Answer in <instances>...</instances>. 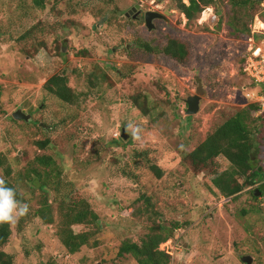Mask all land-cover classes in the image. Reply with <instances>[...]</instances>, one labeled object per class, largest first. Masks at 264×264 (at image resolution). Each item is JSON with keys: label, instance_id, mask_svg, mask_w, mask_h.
<instances>
[{"label": "rangeland", "instance_id": "obj_1", "mask_svg": "<svg viewBox=\"0 0 264 264\" xmlns=\"http://www.w3.org/2000/svg\"><path fill=\"white\" fill-rule=\"evenodd\" d=\"M260 3L252 32L262 45ZM213 6L220 20L200 25L174 0H51L45 10L31 0H0V156L14 174L51 156L101 217L98 246L71 255L58 236L56 205L55 223L47 225L33 214L40 192L30 198L26 185L31 214L21 226L20 217L12 223L13 241L5 248L14 264H137L119 256L121 245L159 226L171 236L165 243L173 251L171 264H246L244 257L264 264V196L254 199L249 187L237 200L225 198L211 190L207 174L183 162L252 103L247 93L254 85L244 71L248 39L230 38L227 0ZM150 11L166 16L151 31L145 21ZM170 37L188 45L186 62L140 46L148 40L162 49ZM56 75L68 78L79 95L76 104L46 92ZM194 96L201 97L200 112L187 116ZM19 110L32 120H15ZM47 140L50 146L41 150L37 143ZM257 166L264 171V147Z\"/></svg>", "mask_w": 264, "mask_h": 264}, {"label": "trees", "instance_id": "obj_2", "mask_svg": "<svg viewBox=\"0 0 264 264\" xmlns=\"http://www.w3.org/2000/svg\"><path fill=\"white\" fill-rule=\"evenodd\" d=\"M31 1L37 9L45 10L51 0ZM174 2L178 10L192 22L199 18L205 8L213 6L215 0H189L188 5L184 0ZM261 4L258 0H227V30L230 38L240 41L251 37L255 19L253 12ZM140 46L149 54H163L179 63L186 62L190 56L188 45L174 37H170L162 49L148 40H141ZM253 89L256 90L255 85ZM45 90L67 104H76L79 100V95L69 86L65 75H56L49 79ZM261 111L258 104L247 105L219 126L196 149L183 156L187 168L207 174L208 186L214 187L225 198L237 200L245 189L253 187L250 192L254 199H259L256 191L260 188L258 185L261 181H264V171L261 172V166H257L264 147V113ZM37 145L41 150H46L50 141L38 142ZM221 158L227 161L228 166L220 162ZM34 163L35 167L27 168L23 174H14V169L6 157L0 156V167L5 171L4 180L8 187L16 190L17 200L31 207L29 199L40 192L39 208L33 214L47 225L55 223L56 205L59 218L58 236L71 255L78 254L84 247L98 246L100 215L92 209L86 197L78 194L77 187L67 180L51 156L41 155ZM150 168L158 178L163 177V171L157 165L151 164ZM26 185L30 187L29 199L24 189ZM51 193L54 197L53 203L50 202ZM261 195L264 196V193ZM30 207L28 214L20 217L19 226L31 214ZM78 226H89L90 229L76 232L75 227ZM170 238L159 226L158 231L143 239L125 241L119 249V256H132L137 264H171L173 255L165 246ZM12 241V223H0V264H14L15 257L5 251Z\"/></svg>", "mask_w": 264, "mask_h": 264}, {"label": "built area", "instance_id": "obj_3", "mask_svg": "<svg viewBox=\"0 0 264 264\" xmlns=\"http://www.w3.org/2000/svg\"><path fill=\"white\" fill-rule=\"evenodd\" d=\"M219 19L220 15L216 8L211 6L204 9L199 17L198 23L200 25H203L208 21H211V23H217ZM256 32L257 31L252 32L251 37L248 39L250 49L246 57L244 71L252 84L256 87V90L253 89L251 92L247 93V98L250 102L258 104L262 109L261 113H264V43L260 45L256 42ZM263 183L264 181L261 182L258 187H261V184L263 185ZM165 246L171 250L173 255L171 247L167 245Z\"/></svg>", "mask_w": 264, "mask_h": 264}, {"label": "clouds", "instance_id": "obj_4", "mask_svg": "<svg viewBox=\"0 0 264 264\" xmlns=\"http://www.w3.org/2000/svg\"><path fill=\"white\" fill-rule=\"evenodd\" d=\"M28 212V205L17 200L16 190L8 187L4 179H0V223H14Z\"/></svg>", "mask_w": 264, "mask_h": 264}, {"label": "water", "instance_id": "obj_5", "mask_svg": "<svg viewBox=\"0 0 264 264\" xmlns=\"http://www.w3.org/2000/svg\"><path fill=\"white\" fill-rule=\"evenodd\" d=\"M260 2H264V0H258ZM139 8V6H137L135 8V10H137ZM222 14V13H221ZM130 14H128L127 16H129ZM165 20L166 16L157 13V12H147L145 14V21H146V26L147 28L151 31L155 28L154 26V21L155 20ZM187 116H195L200 112L201 109V97L200 96H194V97H190L187 100ZM13 118L15 120H24L26 122H30L32 120V116L31 115H27L26 113H24L22 110H19L18 112L13 114ZM123 138L127 139V135L125 134V131L123 132ZM260 171L262 172L263 169L260 168ZM264 193V184L261 185V187L256 191V196L259 198L261 196V194ZM252 258L251 257H244L243 258V262L246 264H252Z\"/></svg>", "mask_w": 264, "mask_h": 264}, {"label": "bare ground", "instance_id": "obj_6", "mask_svg": "<svg viewBox=\"0 0 264 264\" xmlns=\"http://www.w3.org/2000/svg\"><path fill=\"white\" fill-rule=\"evenodd\" d=\"M260 24L264 27V23L261 22Z\"/></svg>", "mask_w": 264, "mask_h": 264}]
</instances>
